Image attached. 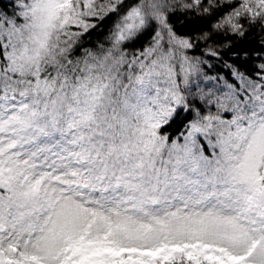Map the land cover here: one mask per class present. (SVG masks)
I'll list each match as a JSON object with an SVG mask.
<instances>
[{
    "label": "snow or ice",
    "instance_id": "snow-or-ice-1",
    "mask_svg": "<svg viewBox=\"0 0 264 264\" xmlns=\"http://www.w3.org/2000/svg\"><path fill=\"white\" fill-rule=\"evenodd\" d=\"M0 264H264V0H0Z\"/></svg>",
    "mask_w": 264,
    "mask_h": 264
},
{
    "label": "trees",
    "instance_id": "trees-1",
    "mask_svg": "<svg viewBox=\"0 0 264 264\" xmlns=\"http://www.w3.org/2000/svg\"><path fill=\"white\" fill-rule=\"evenodd\" d=\"M5 2H6V0H5ZM108 23L110 24L111 22L109 21ZM103 30L106 31L107 30L106 27H104ZM98 38L99 39H102L103 38L101 32L100 31H93L92 36H91V40L93 42H95ZM203 51H204V49H203V47H201L200 49L194 50V52L192 53V55L201 56L204 59H209L208 57H203L202 56ZM221 59L222 60H227L228 57L227 56H224ZM209 62H210V64L214 65V67H212L211 70H210L211 73L212 74H216L217 73V70L221 67L220 64H219V62H217L215 59H211ZM220 74L223 75V71H220ZM175 130H176V126L173 125V127L170 129V132H175Z\"/></svg>",
    "mask_w": 264,
    "mask_h": 264
}]
</instances>
